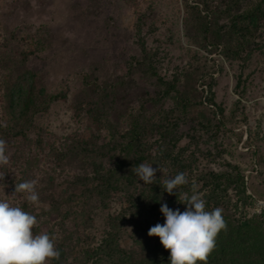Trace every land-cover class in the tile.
<instances>
[{"label": "rangeland", "instance_id": "374dc122", "mask_svg": "<svg viewBox=\"0 0 264 264\" xmlns=\"http://www.w3.org/2000/svg\"><path fill=\"white\" fill-rule=\"evenodd\" d=\"M260 4L0 0V125L5 76L24 58L49 92L66 93L37 116L38 128L8 135L0 149V264H115L121 252L151 255L175 243L173 222H132L127 201L146 179L110 196L97 190L136 116L146 123L149 181L239 165L243 182L223 192L224 209L238 223L264 219V19L245 40L232 34L234 17ZM155 73L177 81L187 109L162 96ZM119 220L117 247L104 249Z\"/></svg>", "mask_w": 264, "mask_h": 264}, {"label": "trees", "instance_id": "16d2710c", "mask_svg": "<svg viewBox=\"0 0 264 264\" xmlns=\"http://www.w3.org/2000/svg\"><path fill=\"white\" fill-rule=\"evenodd\" d=\"M258 18L264 19L261 4L234 17L232 34L240 36L250 31ZM240 38L245 40V35ZM3 60L0 57V62ZM26 61L25 58L21 60L19 70L14 63L5 76L7 117L0 125V149L8 135L27 137L29 131L39 127L37 116L66 98L65 92H49L41 82V72L31 69ZM155 75L164 85L162 96H171L179 106L187 109L188 98L177 81H165L157 73ZM150 102L153 104L157 100ZM130 121L132 128L125 136L120 155L112 167L99 173L97 190L101 195L110 196L121 186L129 185L130 178L146 179L141 192L131 195L127 201L132 222L161 228L173 222L180 227L181 233L175 243H166L162 251L151 255L121 252L115 264H264V219L254 214L238 223L224 209L223 192L238 179L243 182L241 166L231 164L229 170L220 171L204 169L192 177L185 175L183 169L168 182L156 177L149 181L148 177L154 172L148 165L146 153L140 150L146 123L137 116ZM199 202L204 204L200 206ZM122 227L120 220L112 223L104 249L117 247Z\"/></svg>", "mask_w": 264, "mask_h": 264}]
</instances>
